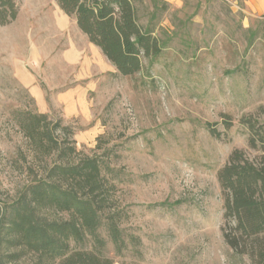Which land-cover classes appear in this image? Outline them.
Returning <instances> with one entry per match:
<instances>
[{
    "label": "rangeland",
    "instance_id": "obj_1",
    "mask_svg": "<svg viewBox=\"0 0 264 264\" xmlns=\"http://www.w3.org/2000/svg\"><path fill=\"white\" fill-rule=\"evenodd\" d=\"M165 1L162 53L125 76L56 0H16V20L0 26V203L41 174L19 119L44 113L51 128L73 127L82 155L114 168L107 177L130 242L119 253L100 230L114 264H249L223 237L217 172L235 149L258 154L245 120H264V13L244 0ZM75 247L96 248L90 236Z\"/></svg>",
    "mask_w": 264,
    "mask_h": 264
},
{
    "label": "trees",
    "instance_id": "obj_2",
    "mask_svg": "<svg viewBox=\"0 0 264 264\" xmlns=\"http://www.w3.org/2000/svg\"><path fill=\"white\" fill-rule=\"evenodd\" d=\"M73 17L90 43L125 76L141 72L143 59L162 53L157 33L165 0H56ZM18 16L16 0H0V26ZM148 16L146 22L143 20ZM225 128L233 126L224 120ZM248 144L258 151L251 158L235 149L217 172L223 197V237L234 254L249 264H264V120L248 118ZM48 115L27 112L19 126L33 147V155L45 165L9 204L0 203V264H114L103 254L105 230L121 253L128 243L121 229L123 214L115 207V185L107 174L114 168L98 155H82L75 130L58 120L51 128ZM212 136L222 133L208 126ZM51 157L49 162L48 158ZM33 166H29L32 170ZM53 209L67 218H49ZM95 249L77 248L89 238Z\"/></svg>",
    "mask_w": 264,
    "mask_h": 264
},
{
    "label": "crops",
    "instance_id": "obj_3",
    "mask_svg": "<svg viewBox=\"0 0 264 264\" xmlns=\"http://www.w3.org/2000/svg\"><path fill=\"white\" fill-rule=\"evenodd\" d=\"M247 8L253 13H264V0H244ZM92 44V43H91ZM93 47L100 51V48L92 44Z\"/></svg>",
    "mask_w": 264,
    "mask_h": 264
}]
</instances>
